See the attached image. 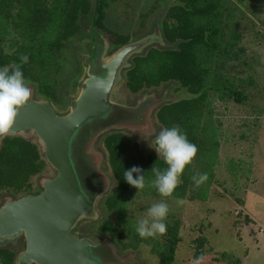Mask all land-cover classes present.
Listing matches in <instances>:
<instances>
[{"label": "trees", "instance_id": "trees-1", "mask_svg": "<svg viewBox=\"0 0 264 264\" xmlns=\"http://www.w3.org/2000/svg\"><path fill=\"white\" fill-rule=\"evenodd\" d=\"M114 2L116 0H0V67L7 66L11 71L20 65L25 83L33 86L38 100H47L54 110L61 112L64 107L57 93L62 51L80 33L82 24L90 20L92 27L108 38L114 51L139 37L147 21L164 8L159 29L165 46H150L131 56L129 65L122 71L123 86L132 94L167 83L175 84L173 91L182 90L184 96L162 103L153 115L161 131L178 126L188 141L197 146L198 152L185 167L173 194L165 198L151 186L155 178L151 169L164 170L167 165L163 159L145 154L138 142L120 130L104 132L100 139L111 182L98 192H104L96 204L99 217L79 224L77 231L82 236L100 238L101 244L104 241L114 260L129 249L144 246L160 264H172L182 240L181 221H164L165 235L142 239L135 230L138 221L131 208L144 197L208 200L212 185L217 183L223 131L221 121L214 114L213 102L218 99L244 105L249 99L245 87L256 88L257 83L253 75L240 79L228 70L230 63L243 59L245 51L235 20L237 6L232 0H154L147 11L140 13L139 28L133 34L119 33L107 26L108 11ZM22 55L28 56L27 63L21 62ZM123 117L128 122L135 119L129 112ZM242 123L243 119L241 128ZM240 136L248 137L243 133ZM249 156L248 161L241 157L228 160V172L235 185L240 175H247V171L241 173L242 165H247L251 171ZM133 166L142 169L140 174L145 177L142 190L128 184L123 177L124 170ZM202 173H207L208 179L197 188L193 177ZM54 174L35 134L29 138L21 134L5 135L0 140V206L8 199L40 193L41 181ZM137 175L133 173L134 178ZM194 243L193 258L198 260L209 249H205L207 239L199 235ZM18 247H23V242ZM19 248L0 245V264H15Z\"/></svg>", "mask_w": 264, "mask_h": 264}, {"label": "rangeland", "instance_id": "rangeland-1", "mask_svg": "<svg viewBox=\"0 0 264 264\" xmlns=\"http://www.w3.org/2000/svg\"><path fill=\"white\" fill-rule=\"evenodd\" d=\"M232 1L237 6L235 20L245 51L243 59L230 63L228 70L232 76L240 79L253 75L257 87H245L249 98L247 104L218 99L213 102L214 114L221 121L223 130L220 164L216 169L217 183L212 185L206 201L144 197L131 208L138 221L145 216L148 207L163 201L169 206L165 222L171 223L173 219L181 221L179 234L182 240L172 264H264V0ZM153 3L154 0H116L109 8L106 24L116 32L133 34L139 28L140 13L147 11ZM163 9L155 12L137 38L160 34ZM151 46L164 47L165 43L153 42ZM112 52L108 38L92 27L90 20H86L80 33L62 51L57 93L64 107L61 112L69 109L70 101L79 92L86 69L91 65L94 73L100 72L91 62L108 58ZM26 85L31 89L30 100H38L33 86ZM174 86L173 83L162 84L138 94L127 92L123 80L115 87L111 99L123 105L121 110L126 114L131 113L135 119L128 122L122 114L112 112L100 121L89 124L75 144L76 161L84 185L92 195L111 182L101 135L109 130H120L138 142L145 154L158 155L153 148V140L161 127L153 114L162 103L184 96L182 90L173 91ZM144 100L147 101L141 103ZM242 119L244 123L241 128ZM240 133L246 134L247 139L241 137ZM32 135L24 136L29 138ZM249 154L251 171H248L247 165H242L241 173L247 171V175H240L235 185L228 172V160L241 157L248 161ZM199 235L207 239L205 249H209H204V256L197 260L193 258L194 239ZM93 239L100 240L98 237ZM17 243L18 237L0 245L16 247ZM121 255L127 257L125 264H160L158 258L144 246L129 249Z\"/></svg>", "mask_w": 264, "mask_h": 264}, {"label": "water", "instance_id": "water-1", "mask_svg": "<svg viewBox=\"0 0 264 264\" xmlns=\"http://www.w3.org/2000/svg\"><path fill=\"white\" fill-rule=\"evenodd\" d=\"M158 41L163 43L160 34L137 38L92 62L100 72L94 73L91 65L86 69L82 87L65 112L54 110L47 100H30L19 109L6 135L34 133L55 174L41 181L40 193L8 199L0 206V243L25 237L16 264H107L97 254L101 241L77 231L79 224L99 217L96 202L104 192L92 195L85 187L74 145L89 124L114 112L117 103L111 96L131 56Z\"/></svg>", "mask_w": 264, "mask_h": 264}, {"label": "clouds", "instance_id": "clouds-1", "mask_svg": "<svg viewBox=\"0 0 264 264\" xmlns=\"http://www.w3.org/2000/svg\"><path fill=\"white\" fill-rule=\"evenodd\" d=\"M22 63L28 62V56L20 57ZM31 97V89L27 87L20 65L13 70L0 69V136H5L12 129L15 118L20 108L25 106ZM154 150L159 158H162L167 167L164 170L153 167V186L161 197H169L179 185L181 174L185 167L192 163L198 148L188 141L186 134L182 133L178 126L165 128L155 138ZM152 147V146H151ZM142 169L133 166L124 170L123 177L128 184L142 190L145 187V177L140 174ZM133 173H137L135 178ZM208 179L207 173L197 174L193 177L198 188ZM135 198V197H134ZM133 198V199H134ZM183 203V201H178ZM169 213L167 203L161 201L147 208L143 218L138 220L136 232L142 239L158 238L167 232L164 222Z\"/></svg>", "mask_w": 264, "mask_h": 264}, {"label": "flooded vegetation", "instance_id": "flooded-vegetation-1", "mask_svg": "<svg viewBox=\"0 0 264 264\" xmlns=\"http://www.w3.org/2000/svg\"><path fill=\"white\" fill-rule=\"evenodd\" d=\"M115 51V50H114ZM98 67V66H97ZM99 68V67H98ZM82 87V86H81ZM80 87V88H81ZM117 103V102H116ZM122 106L121 104H117V106L115 107L114 109V112L117 113V114H122V116L125 115L124 111H122ZM88 127V126H87ZM83 132V131H82ZM34 134V133H33ZM93 134V133H92ZM81 135V134H80ZM80 137V136H79ZM78 137V138H79ZM77 141V140H76ZM76 144V142H75ZM75 149H76V145H74ZM96 195V194H95ZM23 242V247L19 248L18 247V244ZM13 247V246H12ZM26 247V241H25V237L24 235H21L18 237V243H17V246L15 248H19V251H18V254L22 251H24ZM114 254H116L114 251H113ZM97 254L103 258H106V260L108 258H110V263L109 264H125L127 262V257L125 256H122V255H117L116 258L117 261L114 260V257L112 256V253L110 251H108V249L104 246V241L102 242L101 246L97 249ZM16 263V262H15ZM30 264H34V263H30Z\"/></svg>", "mask_w": 264, "mask_h": 264}]
</instances>
